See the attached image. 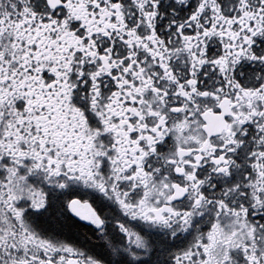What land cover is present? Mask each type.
<instances>
[{
    "label": "snow or ice",
    "instance_id": "1",
    "mask_svg": "<svg viewBox=\"0 0 264 264\" xmlns=\"http://www.w3.org/2000/svg\"><path fill=\"white\" fill-rule=\"evenodd\" d=\"M0 264H264V0H0Z\"/></svg>",
    "mask_w": 264,
    "mask_h": 264
}]
</instances>
